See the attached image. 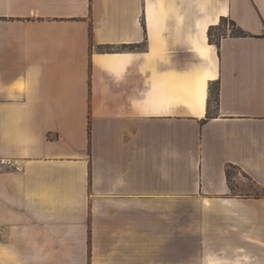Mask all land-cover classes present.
<instances>
[{
  "label": "crops",
  "instance_id": "0c3cea01",
  "mask_svg": "<svg viewBox=\"0 0 264 264\" xmlns=\"http://www.w3.org/2000/svg\"><path fill=\"white\" fill-rule=\"evenodd\" d=\"M0 158V264H264V0H0Z\"/></svg>",
  "mask_w": 264,
  "mask_h": 264
},
{
  "label": "rangeland",
  "instance_id": "374dc122",
  "mask_svg": "<svg viewBox=\"0 0 264 264\" xmlns=\"http://www.w3.org/2000/svg\"><path fill=\"white\" fill-rule=\"evenodd\" d=\"M221 29L214 30L213 34L219 36L221 33H231V34H238L239 28L233 24L230 20H224L222 25L220 26ZM216 36V37H217ZM229 172L232 181L233 190L237 193H247V192H262L264 191L262 188H258L255 186L246 176H244L238 168L236 167H229Z\"/></svg>",
  "mask_w": 264,
  "mask_h": 264
},
{
  "label": "built area",
  "instance_id": "2783aa9c",
  "mask_svg": "<svg viewBox=\"0 0 264 264\" xmlns=\"http://www.w3.org/2000/svg\"><path fill=\"white\" fill-rule=\"evenodd\" d=\"M17 163L15 159L12 158H0V168H14Z\"/></svg>",
  "mask_w": 264,
  "mask_h": 264
},
{
  "label": "trees",
  "instance_id": "16d2710c",
  "mask_svg": "<svg viewBox=\"0 0 264 264\" xmlns=\"http://www.w3.org/2000/svg\"><path fill=\"white\" fill-rule=\"evenodd\" d=\"M233 24L236 25L235 22H233ZM210 34H211V39H212V32ZM235 35H247V32H245L243 29L239 28V33L238 34H235ZM217 99H218V96H217Z\"/></svg>",
  "mask_w": 264,
  "mask_h": 264
}]
</instances>
